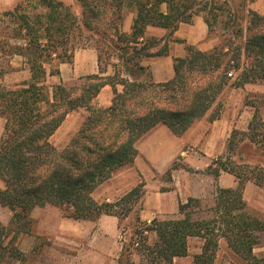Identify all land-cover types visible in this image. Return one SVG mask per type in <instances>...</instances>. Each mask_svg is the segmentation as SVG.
Here are the masks:
<instances>
[{
	"label": "trees",
	"instance_id": "1",
	"mask_svg": "<svg viewBox=\"0 0 264 264\" xmlns=\"http://www.w3.org/2000/svg\"><path fill=\"white\" fill-rule=\"evenodd\" d=\"M79 1L80 17L61 1L36 0L26 6L40 7L44 12L29 14L26 7L17 5L0 18L4 22L8 17L14 24L13 38L22 40L2 43L1 54L22 57L30 73L29 80L14 88L0 82V117L4 120L0 136V205L12 212L7 225L0 221V264L24 261L25 254L16 242L18 232L27 230L36 206L46 205L73 220L114 216L119 229L132 214L138 241L127 245L122 242L116 264H133L134 243L140 245L144 264H173V258L188 254L190 237L202 241L201 251L193 256L194 264H213L220 237L249 264H264V256L259 258L253 253L255 233L264 231V220L245 210L243 198L246 181L251 179L259 186L264 183L261 167H249L251 173L255 169V175H247L240 174L230 160V168L222 158L212 160L205 173L217 179L222 171L228 172L238 183L234 188L216 185L213 215L209 217H200L201 211L193 209L201 208L202 199L188 197L185 203H179L180 217L141 220L142 179L114 201L99 202L93 197L95 188L115 170L134 161L135 142L157 123L181 136L209 111V121L220 117L217 99L226 86L239 88L264 79V13L248 10L242 25V17L232 10L231 0ZM127 7L135 11L129 33L119 30ZM224 14V43L208 51L187 45L185 56L173 58L172 78L154 82L149 69L140 64L143 56L167 54L168 42L180 23H189L195 15H201L210 34ZM149 25L164 28L167 34L145 38ZM78 37L95 41L98 73L80 77L77 87L60 82L49 91L46 77L59 74V70L51 71L46 66L54 59L70 63L73 53L65 57L63 53ZM75 43H70L72 51ZM160 43V48L153 51ZM114 50L119 52L117 57L127 74L116 80L102 75V55ZM144 74L147 79L141 80ZM106 84L112 89L111 103L98 106L94 99ZM117 85L122 86V91L117 90ZM79 107L87 111L80 127L64 147L55 146L51 136L66 115ZM251 125L250 121L249 130ZM237 133L235 129L231 131L227 148ZM177 168L173 161L165 173L169 176ZM16 223L19 231L11 228ZM150 232L155 235L152 243L148 241Z\"/></svg>",
	"mask_w": 264,
	"mask_h": 264
},
{
	"label": "rangeland",
	"instance_id": "2",
	"mask_svg": "<svg viewBox=\"0 0 264 264\" xmlns=\"http://www.w3.org/2000/svg\"><path fill=\"white\" fill-rule=\"evenodd\" d=\"M29 1L35 2L36 0H0V18L4 16L3 13L11 11L17 5L26 7L25 11H27L29 14L44 12L43 8L38 7L34 9L31 6H26V3ZM56 1L63 2L64 6L69 8V10L74 15L80 17L82 8L79 0ZM245 1L246 0H231L232 10H234L235 13L238 12L239 16L242 17V25L245 24L247 18V14L245 12ZM134 15L135 11L133 8H125L123 10V16L122 20L120 21L119 30L129 33L130 28L128 27V24L131 22V18H133ZM225 16L226 14L220 17V19L218 20L219 22L215 25V30L209 34L210 38L217 39L218 42L216 45H222L227 37L225 35V32L223 34L221 24V21L225 19ZM12 28H14V24L8 19V17H6L4 22L0 21V45L2 43H7L9 45L22 42V40L20 39L18 40L16 38H13L11 34ZM73 42H76L74 51L83 48L94 49L95 47V41L93 39H83L82 37L80 39L78 37V39L75 38L72 40V42L70 41L71 44H73ZM70 43L68 45L67 52L63 53V57L74 53V51H72L73 49L70 48ZM160 46L161 43L152 50L156 51L160 48ZM118 55L119 52L117 50L107 51L106 53H103L102 66L105 69L102 73L103 76H109V78L111 77L112 80L119 79L122 76H127L124 67L121 65V59H118L117 57ZM59 63V60L54 59V61H52L51 64L47 65L46 67L47 69L54 71L55 69H58ZM0 70L2 71L0 75V82L7 88H14L19 83L27 81L30 78L28 66L22 57L17 55L3 56L1 54V51ZM109 70H111V72L107 74ZM136 77L139 79V76ZM140 79L145 80L147 79V77L144 74ZM80 83L81 80L77 79L65 85L67 87L74 88L77 87ZM45 84L48 86L49 83ZM217 102L221 104V111L223 110L225 105L230 104V106H233L235 108L237 107L240 113L235 121V127L232 128V130L235 129L238 131V133L232 139V145L230 146V148H227V139L224 152L216 156V158H222V161L225 160L229 168L231 167V164L227 160H230L231 163L235 166V169L240 174L246 173L247 175H255V169L253 174L250 172L249 167L257 166L264 169V79L255 83H247L239 88L226 86L218 96ZM215 105L216 103L213 107H215ZM255 109H257V111L254 114ZM86 114L87 111L85 115ZM253 114L254 118H252ZM84 117L81 118V114L79 113L70 114V116H68L67 118L68 121H66V123L60 128V130H58V132L51 139V142L59 148L64 147L78 130L84 120ZM250 121L252 122V125L251 129L249 130L248 124ZM185 150L187 152L185 153L184 157L178 156L174 161H176L178 168H184V170L187 172V175H189L193 179H200L199 177H202L200 176V173L205 174V171L207 170V164L211 163V159L215 160L216 158L212 157L211 159H209L204 157L202 152L197 148H185ZM165 172L166 171L161 173V177L159 175H155L153 177V181L150 182V187L153 190L155 189V185L157 186L156 188L161 191L170 189L172 187V172L169 176ZM139 181L140 180L138 179L137 183ZM246 182L247 187L243 192V198L246 203L245 210L251 215L264 220V183L259 186L256 185L251 179ZM194 186L201 190L204 186L207 187V182L203 183L202 181L200 182L199 180H197ZM110 187L112 186H107L106 184H104L101 188L98 189L96 193H94L93 197L99 202L105 201L106 199H103L104 193H106L110 189ZM215 191L216 188L214 187L212 188L211 195H207L202 198V206L200 209L193 208L194 210H196V212H198L199 210L201 211V213H199L200 217H209L210 215H213V212L211 211L213 209ZM123 194L115 196L106 201H114ZM11 216L12 212L7 207H0V221L2 223L7 225L11 219ZM180 216L181 215L178 211L172 214L164 212L162 215H160V218L157 219L177 218ZM34 217H37V221L32 220L31 224L26 227L27 230H21L20 232H18L16 242L20 250L25 254V259L24 261H22V263L15 264H64L71 258L74 252L72 247H78V244L75 243L73 239H67L65 237L62 238V233H67L68 231L74 229L75 234L77 235V237H79V235L88 234L89 232L88 230L90 226L88 227V225L85 223H70L62 219L64 217L61 215L59 209L53 206L37 209ZM194 217H196V215ZM134 224L135 222L132 214L123 220L120 233L118 232L119 237L117 236V240H121V242H119L118 244L114 243V248L117 245H122V242L123 244L127 245L130 243V241H138V238L134 234ZM17 225V223L12 224L11 228L13 229V231H17L19 229ZM255 235L257 238V244L253 247V253L255 256L260 258L264 256V231L256 232ZM154 239V233L150 232L148 234L149 243H152ZM200 241L201 240L197 237H190L188 239V254L190 256L193 257L195 255V251L197 250L198 246L201 245ZM131 248L133 252L131 257L133 264H144V261L142 260L139 253L140 245L134 243ZM135 248H137V250H135ZM178 264L188 263L184 262V260H179ZM213 264H249V262L239 255L235 254L227 246L224 238L220 237L218 250L216 252Z\"/></svg>",
	"mask_w": 264,
	"mask_h": 264
},
{
	"label": "crops",
	"instance_id": "3",
	"mask_svg": "<svg viewBox=\"0 0 264 264\" xmlns=\"http://www.w3.org/2000/svg\"><path fill=\"white\" fill-rule=\"evenodd\" d=\"M248 10L263 14L264 0H246V14ZM131 23L132 18L128 24L129 28ZM166 34V29L149 25L145 29L144 37L160 38ZM217 42L216 38L209 37L208 28L202 16L195 15L191 22L180 23L178 28L173 32L172 38L168 42L167 54L143 56L140 64L149 69L154 82H163L173 77V58L185 56L187 45H194L202 51H208ZM58 70V75L48 74L46 77V83H49L50 89L53 85L60 82L65 85L80 79V77L98 73L97 52L93 48H83L74 51L72 61L70 63L60 62ZM110 72L111 70L107 74ZM117 90L122 91V86L117 85ZM112 96L111 86L106 84L100 89L94 102L98 106L105 107L111 103ZM72 112L81 114V118H83L86 109L79 107L77 110L68 113L60 127L51 136V139L68 121L67 118L70 114H73ZM209 113L210 111L201 119L195 121L181 136L174 135L163 123H157L135 142L137 155L134 161L115 170L109 179L95 188L93 195L106 184L112 187L104 193L103 199L110 200L115 196L125 193L137 184L138 179H142L145 185L144 194L141 198L142 208L139 211V215L141 220L149 222L155 217L160 218V215L164 212L171 214L177 212L179 203H185L188 197L202 199L207 195H211L212 188L216 187V185L222 188L236 187L238 183L237 178L228 172H221L217 179L207 173H200V176H202L199 177L200 179H193L187 175L183 167L172 170L171 178L173 182L170 189L161 191L156 188V185L154 190L150 187V182L153 181L155 175L161 177V173L166 171L178 156L184 157L187 152L185 148H197L202 152L204 157L209 159L212 157L216 158V156L224 152L226 141L230 136V131L235 127V121L240 112L237 107L235 108L227 104L224 106L218 119L209 121ZM2 130L3 120L0 117V136ZM197 180L203 183L207 182V187L204 186L201 190L195 187L194 184ZM2 187L3 182L0 179V188ZM246 187L247 182L245 183L244 190ZM48 206L51 207L50 205L43 207L36 206L31 212L32 219L36 220L37 217L34 216L37 209ZM0 207L2 208L3 206L0 205ZM62 219L70 223H85L88 227L90 226L88 234H82L79 237L75 234L74 229L67 233H62V238L73 239L78 244V247H72L74 252L71 258L64 264H116L121 250V245H117L114 248V243L118 244L121 242V240H117L120 229L116 217L102 215L95 221L73 220L65 217ZM200 243L202 245L201 241ZM201 245L198 246L194 254L201 251ZM179 260H184L188 264H194L193 257L189 254L173 258V264H178Z\"/></svg>",
	"mask_w": 264,
	"mask_h": 264
}]
</instances>
